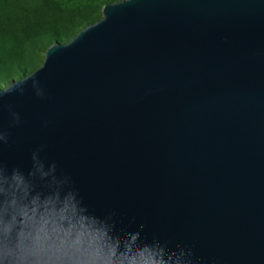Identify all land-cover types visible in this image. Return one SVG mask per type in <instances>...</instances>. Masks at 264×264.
Returning <instances> with one entry per match:
<instances>
[{"label":"water","instance_id":"95a60500","mask_svg":"<svg viewBox=\"0 0 264 264\" xmlns=\"http://www.w3.org/2000/svg\"><path fill=\"white\" fill-rule=\"evenodd\" d=\"M0 88V264H264V0H120Z\"/></svg>","mask_w":264,"mask_h":264},{"label":"trees","instance_id":"16d2710c","mask_svg":"<svg viewBox=\"0 0 264 264\" xmlns=\"http://www.w3.org/2000/svg\"><path fill=\"white\" fill-rule=\"evenodd\" d=\"M120 0H0V88L42 64L55 43H67Z\"/></svg>","mask_w":264,"mask_h":264},{"label":"rangeland","instance_id":"374dc122","mask_svg":"<svg viewBox=\"0 0 264 264\" xmlns=\"http://www.w3.org/2000/svg\"><path fill=\"white\" fill-rule=\"evenodd\" d=\"M102 17H103V12H102ZM82 30H83V29H82ZM45 58H46V54H45V57H44V59H43V62H42V64H41V66H42V65H43V63H44V61H45ZM41 66H40V67H41ZM15 80H20V79H18V78H16V77H15V78H13V79L9 80V81H8V83L10 84L11 82H13V81H15ZM2 88H4V87H2Z\"/></svg>","mask_w":264,"mask_h":264}]
</instances>
